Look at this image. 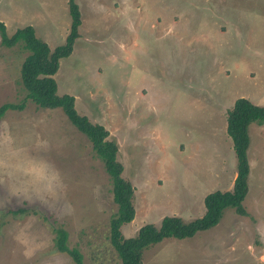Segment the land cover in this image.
Segmentation results:
<instances>
[{"label": "rangeland", "instance_id": "obj_1", "mask_svg": "<svg viewBox=\"0 0 264 264\" xmlns=\"http://www.w3.org/2000/svg\"><path fill=\"white\" fill-rule=\"evenodd\" d=\"M75 1L79 37L54 79L117 144L134 187L123 236L164 216L201 217L204 197L236 176L227 109L240 97L264 107V0ZM0 21L9 35L31 25L51 49L71 23L67 0H0ZM26 55L0 44V105L25 104L0 119V264H74L54 245L57 228L82 264H121L109 176L62 109L25 98ZM248 133L247 215L228 208L208 230L145 249L141 264H264V124Z\"/></svg>", "mask_w": 264, "mask_h": 264}, {"label": "trees", "instance_id": "obj_2", "mask_svg": "<svg viewBox=\"0 0 264 264\" xmlns=\"http://www.w3.org/2000/svg\"><path fill=\"white\" fill-rule=\"evenodd\" d=\"M71 23L64 43L51 49L38 38L31 25L17 28L11 35L0 21V44L5 47L19 45L27 55L20 68V83L25 90V98L37 108H60L75 128L86 136L95 155L102 162L111 184L112 201L116 210L109 222V241L116 251L121 264H139L145 249L165 238L185 239L199 231L208 230L219 223L226 209H233L241 216L247 212L243 206L248 192V175L250 166L247 150L250 144L248 127L255 123L264 124V107L253 104L240 97L226 112V133L232 141L236 156V176L231 190H216L208 193L204 199L205 212L201 217L184 221L178 216H164L159 225L147 223L141 226L135 236L124 237L121 226L133 220L134 187L122 176L123 166L117 160L118 147L115 141L109 140L107 129L93 123L77 112L75 99L70 94L59 95L54 75L59 68V61L68 57L79 37L81 14L75 0H67ZM24 102L3 103L0 105V119L9 110H22ZM16 214L24 209L10 210ZM67 233L63 228L55 229L54 245L58 251L68 254L74 264H82V255L76 248L66 244Z\"/></svg>", "mask_w": 264, "mask_h": 264}, {"label": "water", "instance_id": "obj_3", "mask_svg": "<svg viewBox=\"0 0 264 264\" xmlns=\"http://www.w3.org/2000/svg\"><path fill=\"white\" fill-rule=\"evenodd\" d=\"M139 264H141V262Z\"/></svg>", "mask_w": 264, "mask_h": 264}]
</instances>
